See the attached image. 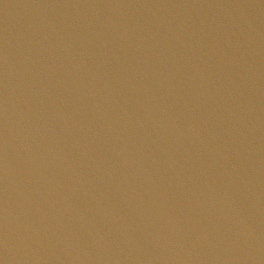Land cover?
<instances>
[{
  "label": "water",
  "instance_id": "95a60500",
  "mask_svg": "<svg viewBox=\"0 0 264 264\" xmlns=\"http://www.w3.org/2000/svg\"><path fill=\"white\" fill-rule=\"evenodd\" d=\"M0 264H264V0H0Z\"/></svg>",
  "mask_w": 264,
  "mask_h": 264
}]
</instances>
